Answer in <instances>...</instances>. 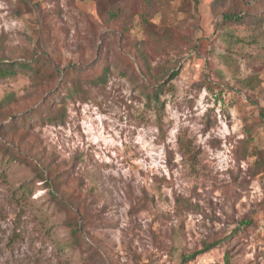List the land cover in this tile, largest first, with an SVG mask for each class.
Segmentation results:
<instances>
[{
  "label": "rangeland",
  "instance_id": "1",
  "mask_svg": "<svg viewBox=\"0 0 264 264\" xmlns=\"http://www.w3.org/2000/svg\"><path fill=\"white\" fill-rule=\"evenodd\" d=\"M156 1L0 0V264H264V0Z\"/></svg>",
  "mask_w": 264,
  "mask_h": 264
},
{
  "label": "trees",
  "instance_id": "2",
  "mask_svg": "<svg viewBox=\"0 0 264 264\" xmlns=\"http://www.w3.org/2000/svg\"><path fill=\"white\" fill-rule=\"evenodd\" d=\"M80 1H85V0H80ZM142 3H143L142 8L138 13L139 23L143 28L147 29L150 25V18L152 17L154 12H156L157 1L156 0H143ZM110 17L114 20L119 19L117 17V13H111ZM243 21H244V16L241 11H238V12L227 11L223 13L222 15V22L225 24L233 23V24L239 25V24H243ZM136 49H137L136 51L138 52L137 53L138 58L141 59L142 63L145 65V69L148 70L147 72H149L146 56L140 50H138V48ZM28 60L29 61L27 62H24V61L21 62V61H16V60L7 61L4 59L2 60L0 59V79H6L9 77H12L16 75L17 72L20 70L31 71L33 75L35 76V78L39 80H44V81L52 80L54 74L58 76V72H56L57 69L55 70L51 68L50 70L49 68L50 66L48 65L47 60L44 59L41 55L37 53H32L29 56ZM107 71H108L107 68L103 69L101 75L94 78V80H90V82L95 84L96 82L98 83L100 81L101 82L104 81ZM149 73L148 74L146 73V75H149ZM63 75L65 76L66 81H67V86L64 87L66 88V90H64L65 96L73 97L76 94H81V95L86 94V92L82 89V80L79 74H77L75 70L73 72L64 70ZM151 76H154V75L151 74ZM175 76H176L175 73L171 74L169 78L170 81L173 80ZM154 82H156L154 83L156 85V88L151 93L154 99L156 100V104L158 105V107H160L159 95L161 93L160 89H162L164 83L163 81L160 82V80L158 79H154ZM64 102L65 101H62V104H64ZM52 105H53L52 103L47 102V101L43 103L42 109L45 107V112H43L42 120L45 119V121L51 122V121L59 120L62 118L61 114L65 108L62 105H61V108H58V105L55 104V108L52 109L53 107ZM23 119L24 118H20V121L22 123L25 122V120ZM261 121L264 123V111L261 112ZM250 155L256 157V160L254 162L256 172L260 170H264V152L253 150L251 153H247L246 155H243V157L249 158ZM36 170L39 173L38 175L39 179L43 181L44 183H46L47 182L46 178L44 177L42 172H40L38 169ZM214 245L215 244H204L201 250L193 252L188 257H184L183 262L194 260L197 256L210 251L214 247Z\"/></svg>",
  "mask_w": 264,
  "mask_h": 264
}]
</instances>
